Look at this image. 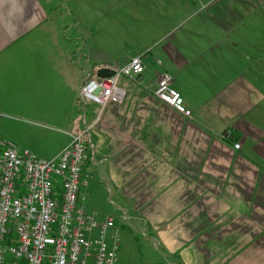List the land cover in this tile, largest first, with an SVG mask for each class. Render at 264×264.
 I'll return each mask as SVG.
<instances>
[{
  "label": "crops",
  "instance_id": "0c3cea01",
  "mask_svg": "<svg viewBox=\"0 0 264 264\" xmlns=\"http://www.w3.org/2000/svg\"><path fill=\"white\" fill-rule=\"evenodd\" d=\"M111 4L121 41L99 54L55 0H0L3 141L51 159L91 124L85 202L107 186L159 264H264V0ZM137 56L120 101L82 102L88 75ZM164 72L189 116L156 96Z\"/></svg>",
  "mask_w": 264,
  "mask_h": 264
},
{
  "label": "built area",
  "instance_id": "2783aa9c",
  "mask_svg": "<svg viewBox=\"0 0 264 264\" xmlns=\"http://www.w3.org/2000/svg\"><path fill=\"white\" fill-rule=\"evenodd\" d=\"M144 68L137 56L109 68L113 71L109 77L88 75L80 88L82 102L94 103L101 111L108 101H120L119 79L137 78ZM172 81V75L164 72L155 94L189 116ZM91 127L85 124L51 159L8 145L0 135V264H117L119 235L114 219L97 222L87 212L81 191L89 178L84 165ZM234 147L239 149L240 144Z\"/></svg>",
  "mask_w": 264,
  "mask_h": 264
},
{
  "label": "rangeland",
  "instance_id": "374dc122",
  "mask_svg": "<svg viewBox=\"0 0 264 264\" xmlns=\"http://www.w3.org/2000/svg\"><path fill=\"white\" fill-rule=\"evenodd\" d=\"M114 1L121 2V0H55L60 4L59 12H63L66 25L72 26L79 23L81 43L88 40L91 48L99 54L108 52V47L112 43L121 41L122 15L120 7L111 4ZM69 34L71 35L72 32ZM88 181L91 182L90 175ZM98 187L99 183L93 188L92 195L99 192ZM103 188L105 192L103 196L98 193L99 195L95 194L91 198L92 202H85L87 212L93 215L97 222L103 221L109 214H112L111 210L115 209L111 202H108L107 186ZM84 191L86 195L87 186ZM89 194L90 192L87 193V199ZM117 226L119 235L117 264L160 263L153 244L149 242L142 229H136L133 224L128 222Z\"/></svg>",
  "mask_w": 264,
  "mask_h": 264
},
{
  "label": "water",
  "instance_id": "95a60500",
  "mask_svg": "<svg viewBox=\"0 0 264 264\" xmlns=\"http://www.w3.org/2000/svg\"><path fill=\"white\" fill-rule=\"evenodd\" d=\"M111 75H113V71H110V70L107 69V68H100V69H98V71H97V76H98V77H101V78L109 77V76H111ZM99 91H100V90L97 89V90L95 91V93L98 94Z\"/></svg>",
  "mask_w": 264,
  "mask_h": 264
},
{
  "label": "trees",
  "instance_id": "16d2710c",
  "mask_svg": "<svg viewBox=\"0 0 264 264\" xmlns=\"http://www.w3.org/2000/svg\"><path fill=\"white\" fill-rule=\"evenodd\" d=\"M87 155V154H86Z\"/></svg>",
  "mask_w": 264,
  "mask_h": 264
}]
</instances>
